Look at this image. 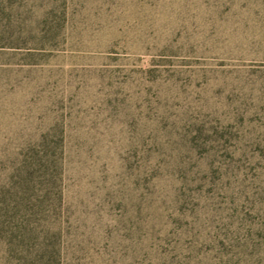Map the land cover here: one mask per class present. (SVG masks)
<instances>
[{
    "label": "rangeland",
    "instance_id": "obj_1",
    "mask_svg": "<svg viewBox=\"0 0 264 264\" xmlns=\"http://www.w3.org/2000/svg\"><path fill=\"white\" fill-rule=\"evenodd\" d=\"M10 186L0 264H264V0H0Z\"/></svg>",
    "mask_w": 264,
    "mask_h": 264
},
{
    "label": "trees",
    "instance_id": "obj_2",
    "mask_svg": "<svg viewBox=\"0 0 264 264\" xmlns=\"http://www.w3.org/2000/svg\"><path fill=\"white\" fill-rule=\"evenodd\" d=\"M17 187L19 188V183L16 184V188ZM12 190L13 186L8 187L7 189L1 188L0 229H2L5 224H12L16 226L18 225L19 220L22 225L26 223V219L24 221L22 220L21 214H28L27 198L24 195H19L17 192H13Z\"/></svg>",
    "mask_w": 264,
    "mask_h": 264
}]
</instances>
